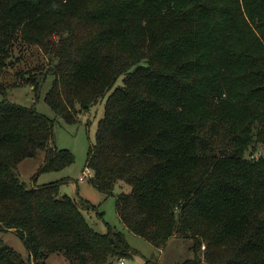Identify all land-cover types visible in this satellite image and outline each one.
<instances>
[{"label": "trees", "instance_id": "16d2710c", "mask_svg": "<svg viewBox=\"0 0 264 264\" xmlns=\"http://www.w3.org/2000/svg\"><path fill=\"white\" fill-rule=\"evenodd\" d=\"M49 76L45 102L68 124L105 103L89 182L120 185L127 230L159 251L190 239L184 264H264V0H0V227L29 254L0 241V264H126L135 251L88 223L93 205L37 185L75 158L8 96L38 98ZM39 151L30 186L19 166Z\"/></svg>", "mask_w": 264, "mask_h": 264}, {"label": "rangeland", "instance_id": "374dc122", "mask_svg": "<svg viewBox=\"0 0 264 264\" xmlns=\"http://www.w3.org/2000/svg\"><path fill=\"white\" fill-rule=\"evenodd\" d=\"M52 83L53 77L49 76L38 98L35 97L30 87L16 88L8 96L12 103L23 107H34L38 113L53 120L55 146L60 150L70 151L75 158V162L63 171L40 175L37 185L59 183L60 197L68 196L77 201L85 200L93 205V208L84 209L88 223L100 233H105L106 224H109L111 228L126 235L131 249L135 251L133 258L126 261V264H146L147 261L154 264H184L185 261L192 259V241L188 238L173 237L165 248L159 251L146 239L127 230L116 208V196L121 191L120 185L116 187L113 196H106L96 190L89 179L80 182L83 172L87 169L88 153L95 141L98 123L104 116L105 103L94 106L89 112H83L77 123L68 124L58 117L45 102V95ZM2 99L0 94V101ZM43 160L44 153L39 151L20 164L19 173L28 185L35 184L33 177L43 164ZM66 180L69 182H65ZM125 189L129 191L128 187ZM0 241L11 246L25 259L28 258L29 254L23 241L13 231H5L0 227ZM48 264H68V262L61 255H53L48 260Z\"/></svg>", "mask_w": 264, "mask_h": 264}, {"label": "built area", "instance_id": "2783aa9c", "mask_svg": "<svg viewBox=\"0 0 264 264\" xmlns=\"http://www.w3.org/2000/svg\"><path fill=\"white\" fill-rule=\"evenodd\" d=\"M91 176H92L91 171H90L89 169H86V170L83 172V174H82V176H81V178H80V182H81V183L84 182L85 180L89 179ZM121 264H125V263H124V262H121Z\"/></svg>", "mask_w": 264, "mask_h": 264}]
</instances>
